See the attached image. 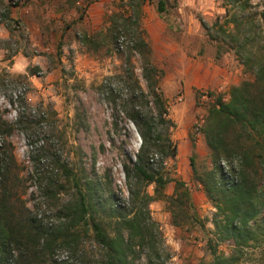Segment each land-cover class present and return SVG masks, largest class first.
Segmentation results:
<instances>
[{
    "label": "rangeland",
    "instance_id": "1",
    "mask_svg": "<svg viewBox=\"0 0 264 264\" xmlns=\"http://www.w3.org/2000/svg\"><path fill=\"white\" fill-rule=\"evenodd\" d=\"M244 1L168 0L158 13L157 0H0V147L4 159L13 156L7 196L16 213L56 224L75 202L56 154L99 183L103 202L95 213L110 236L123 217L140 224L129 264H208L215 256L225 264H264V203L249 223L255 245L233 252L231 242L219 241L214 222L221 215L198 180L214 167L203 133L208 110L264 65V0ZM44 3L53 4L51 13ZM140 37L150 53L129 50ZM145 60L162 71L159 87L175 124L161 197L143 183L131 196L123 173L140 138L123 115L116 76L130 67L144 87ZM220 165L229 176L231 165ZM254 167L262 188L264 158ZM92 235L78 228L43 264H101L105 251Z\"/></svg>",
    "mask_w": 264,
    "mask_h": 264
},
{
    "label": "trees",
    "instance_id": "2",
    "mask_svg": "<svg viewBox=\"0 0 264 264\" xmlns=\"http://www.w3.org/2000/svg\"><path fill=\"white\" fill-rule=\"evenodd\" d=\"M167 3L168 0H157L158 13L166 10ZM243 5L247 7L248 0ZM131 43L130 51L141 55L140 47H143L146 53L151 52L147 41L141 37ZM141 71L144 87L130 67L123 75L116 76L123 83V115L135 126L140 138L134 160L123 163V173L131 196L143 183L152 184L153 192L161 197L167 183L161 169L164 160L172 157L176 149L170 138V130L175 124L168 116L166 100L159 87L162 71L149 60L144 61ZM253 74L251 81H244L231 89L227 102H222L221 96L217 97L208 110L203 127L214 167L198 176V180L214 203L217 215H221V219L214 222L219 241L231 242L233 252L255 245L249 223L259 214L264 203V186L260 188L257 183L254 167L259 159L264 158V65H258ZM233 131L235 136L232 139L230 133ZM239 138H244L247 143L240 144ZM248 141L254 142L253 145ZM2 153L0 147V264H43L56 244L70 245L80 227L91 230L96 244L104 249L101 264H129L128 254L133 251L142 231L140 224L134 217H123L114 236H110L95 213V204L103 202L96 195L99 183L86 176L81 165L73 170L60 163L56 154L52 155L58 168L72 179L76 198L61 211L56 224H46L41 218L21 216L13 204H9L8 159L13 162V156L10 152L4 159ZM222 160L231 165L229 176L223 172ZM181 185L176 182L177 188ZM49 190L45 185L44 193L48 195ZM175 194L171 200L175 199ZM224 261L225 257L215 256L208 264H225Z\"/></svg>",
    "mask_w": 264,
    "mask_h": 264
},
{
    "label": "crops",
    "instance_id": "3",
    "mask_svg": "<svg viewBox=\"0 0 264 264\" xmlns=\"http://www.w3.org/2000/svg\"><path fill=\"white\" fill-rule=\"evenodd\" d=\"M44 6L46 7L45 10H48L50 13L54 8L53 4H51V3H49V4L44 3Z\"/></svg>",
    "mask_w": 264,
    "mask_h": 264
},
{
    "label": "built area",
    "instance_id": "4",
    "mask_svg": "<svg viewBox=\"0 0 264 264\" xmlns=\"http://www.w3.org/2000/svg\"><path fill=\"white\" fill-rule=\"evenodd\" d=\"M227 98H223V100L225 101Z\"/></svg>",
    "mask_w": 264,
    "mask_h": 264
}]
</instances>
